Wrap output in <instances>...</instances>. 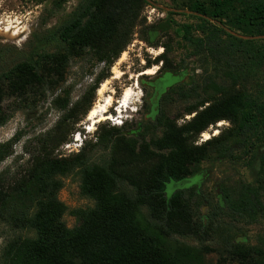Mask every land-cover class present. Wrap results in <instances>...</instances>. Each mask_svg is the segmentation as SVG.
<instances>
[{"label":"trees","instance_id":"obj_1","mask_svg":"<svg viewBox=\"0 0 264 264\" xmlns=\"http://www.w3.org/2000/svg\"><path fill=\"white\" fill-rule=\"evenodd\" d=\"M66 1L54 0L55 8ZM148 4L147 0H81L68 19L50 32L36 59L19 61L0 72V126L10 117L4 107L7 99L26 103L46 88L56 87L72 58L92 54L109 68L139 27L140 32L152 27L146 25L142 15ZM189 8L221 24L199 17L203 21L199 27L202 35H195L191 25L183 24L182 28L184 39L193 47L190 56L199 57L202 66L220 69L223 81H217L216 74L208 76L204 85L174 86L163 91L158 97L159 111L155 113L153 109V121L140 122L136 129L128 130L126 124L99 125L93 146L110 149L111 159L104 164L91 162L87 145L92 141H88L69 157L32 153L29 167L12 183H5L0 175V224L34 233L8 239L0 264L200 262V249L174 239L175 235L199 233L192 207L194 196L199 195L195 181L175 190L170 197L166 195V185L190 178L193 165L212 152L226 155L232 142L249 141L252 135H258L261 141L250 163L258 185L243 186L236 200L226 188L221 187V193L225 204L235 210L250 214L260 210L264 195V134L259 129L264 125V89H260V96L253 95L246 84L251 75L256 78L264 73V38L244 39L226 28L248 36L264 35V0H194ZM54 42L57 49L48 51L45 47ZM162 44L166 51L154 62L162 61V69L172 71V45ZM107 77L99 75L92 92ZM174 98L189 103L184 113H195L183 124L167 113ZM92 102L85 114L91 110ZM67 103H61L59 97L55 99V104L65 110ZM152 103L154 107V97ZM223 120L233 125L230 135L221 132L197 143L211 125ZM157 130L162 134L147 139L149 131ZM53 136L60 138L58 144L67 140ZM18 140L19 136L0 143V163L13 154ZM75 170L81 175V194L92 199L94 206L77 210L80 224L70 228L64 220L68 206L59 198V192L64 178ZM124 184L130 189L123 188ZM234 252L243 260L259 256L256 264H264L261 248L240 247Z\"/></svg>","mask_w":264,"mask_h":264},{"label":"rangeland","instance_id":"obj_2","mask_svg":"<svg viewBox=\"0 0 264 264\" xmlns=\"http://www.w3.org/2000/svg\"><path fill=\"white\" fill-rule=\"evenodd\" d=\"M80 1L67 0L56 9L54 0H0V72L13 67L19 61L36 59L50 32L68 19ZM154 1L167 7L194 11L189 8L194 0ZM168 12L171 11H165L152 4L145 5L142 15L146 18V25L152 27L146 32H140L139 27L130 44L109 68L92 54L72 58L64 78L56 87L46 88L43 94L32 97L26 103L14 98L5 101L4 107L10 117L0 126V143L19 136V140L14 144L13 154L0 163V175L5 183L14 182L25 173L31 164L32 153L41 151L42 154L48 153L54 157H69L78 153L88 141H92L87 145L91 162L104 164L111 159L110 149L93 146L99 125L120 127L126 124L128 130H133L140 122L142 124L152 122L154 119L152 99L157 86L162 93L174 86L189 88L204 85L208 76L216 74L219 76L217 81H223L220 69H216L214 65L202 66L199 57L190 56L193 47L184 39L183 24L193 26L195 35H202L199 29L203 22L199 18L201 16L185 12H173L174 14ZM211 21L221 25L218 20ZM162 43L172 45V51L169 53L175 67L172 71L163 70L162 61L154 62L166 51ZM57 47V43L54 42L45 48L52 52ZM148 68H155L156 73L144 74ZM102 73L108 77L94 93L92 85ZM160 80L164 82L161 84ZM104 83L105 90L100 92ZM246 85L253 95L260 96V89H264V73H259L256 78L251 75ZM127 89L132 91V95L125 105L127 110L123 109L122 112L119 110L122 106L119 102ZM57 97L61 103L68 101L67 110L55 104ZM108 97L112 98L109 112L114 119L118 115L116 120L123 122L116 124L111 120H105L90 130L91 121L88 119L89 113H84L85 108L91 100L93 109L105 103ZM188 105V102L174 98L167 106V113L171 118L178 119V124H183L195 114L184 113ZM116 106L117 111L114 109ZM182 113L184 115L179 116ZM145 117L150 119L146 118L149 119L146 121ZM60 125V128H56ZM232 127L229 121L223 120L211 125L206 132L210 137L221 132L230 135ZM259 130L264 134V125ZM161 134V130L149 131L146 137L150 139ZM53 135L67 137V140L58 144L60 138ZM78 135L81 139L76 142L75 137ZM257 136L252 135L249 141L241 143L232 142L230 150L224 156L212 152L207 159L192 166L190 178L182 181L172 180L166 185L165 192L170 197L175 190L185 188L191 181H195L194 186L199 195L194 196L192 207L199 233L174 236L177 241L202 251L201 261L195 264H256L261 259L253 255L243 260L234 251L240 247L251 246L264 250V195L260 210L250 214L248 211H238L226 205L221 193V187L226 188L236 200L243 186L258 185L257 177L250 166L256 152L255 146L261 142ZM205 141L202 133L197 143ZM68 143H80V150L68 153L65 149ZM135 167L136 165L133 166ZM123 188L130 189L127 184H124ZM59 198L68 206L64 220L70 228L80 224L77 210L94 206L92 199L81 194V175L78 170L64 178V187L59 192ZM145 212L147 213L146 210ZM33 235L31 231L1 223L0 255L8 239Z\"/></svg>","mask_w":264,"mask_h":264},{"label":"bare ground","instance_id":"obj_3","mask_svg":"<svg viewBox=\"0 0 264 264\" xmlns=\"http://www.w3.org/2000/svg\"><path fill=\"white\" fill-rule=\"evenodd\" d=\"M143 73L147 74V75H153V74L156 73V69L155 68H148ZM141 76H144V75H141ZM103 90H105V83L103 84L102 88L100 89V92H103ZM131 95H132V91L130 89H127L124 92V94H123V96H122V98H121V100L119 102L120 104H122V106L119 108L120 111L123 112V109H124V111L127 110L126 109L127 106L125 107V105L131 99L130 98ZM111 101H112V98L108 97V99L106 100L105 103L97 105L93 109L90 110V112L88 114V119L91 121V123L89 125V129L90 130L95 129L96 124L99 123V122H102V121H105V120L114 119V116H112L111 113L109 112V106L111 104ZM113 121H116V124L120 123V120H118V119L116 120V118ZM217 132L218 131H216V133ZM203 135L205 137V140L210 138V135L207 132H204Z\"/></svg>","mask_w":264,"mask_h":264},{"label":"water","instance_id":"obj_4","mask_svg":"<svg viewBox=\"0 0 264 264\" xmlns=\"http://www.w3.org/2000/svg\"><path fill=\"white\" fill-rule=\"evenodd\" d=\"M150 4L158 7V8H161L165 11H171V12H177V13H191V14H195V15H198V16H201V17H204V18H207L209 20H213L211 19L210 17L200 13V12H197V11H190V10H183V9H177V8H171V7H167V6H164V5H161L160 3H157L155 2L154 0H147ZM230 33H232L233 35L235 36H238V37H241V38H244V39H258V38H264V35H258V36H248V35H242L240 33H237L236 31H233L229 28H226ZM158 97H159V94L158 93H155V96H154V102H155V106H158Z\"/></svg>","mask_w":264,"mask_h":264},{"label":"built area","instance_id":"obj_5","mask_svg":"<svg viewBox=\"0 0 264 264\" xmlns=\"http://www.w3.org/2000/svg\"><path fill=\"white\" fill-rule=\"evenodd\" d=\"M78 140L80 141V135L75 137V141L79 142ZM80 147H81L80 143H74V144L68 143V144H66L65 149L68 151V153H72L75 151L76 152L79 151Z\"/></svg>","mask_w":264,"mask_h":264},{"label":"flooded vegetation","instance_id":"obj_6","mask_svg":"<svg viewBox=\"0 0 264 264\" xmlns=\"http://www.w3.org/2000/svg\"><path fill=\"white\" fill-rule=\"evenodd\" d=\"M164 81L163 80H160V83L162 84ZM161 89H159V86H157V89H156V93H158L159 95L161 94ZM153 109H154V111H155V113H157L158 111H159V109H158V106H154L153 107ZM152 117H155V116H152Z\"/></svg>","mask_w":264,"mask_h":264},{"label":"clouds","instance_id":"obj_7","mask_svg":"<svg viewBox=\"0 0 264 264\" xmlns=\"http://www.w3.org/2000/svg\"><path fill=\"white\" fill-rule=\"evenodd\" d=\"M131 108H129V110H130ZM81 139V138H80Z\"/></svg>","mask_w":264,"mask_h":264}]
</instances>
